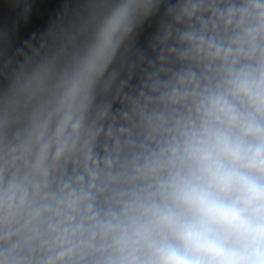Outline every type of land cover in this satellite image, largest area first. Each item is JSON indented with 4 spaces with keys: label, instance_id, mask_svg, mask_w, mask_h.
Returning <instances> with one entry per match:
<instances>
[{
    "label": "clouds",
    "instance_id": "1",
    "mask_svg": "<svg viewBox=\"0 0 264 264\" xmlns=\"http://www.w3.org/2000/svg\"><path fill=\"white\" fill-rule=\"evenodd\" d=\"M0 264H264V0H0Z\"/></svg>",
    "mask_w": 264,
    "mask_h": 264
}]
</instances>
